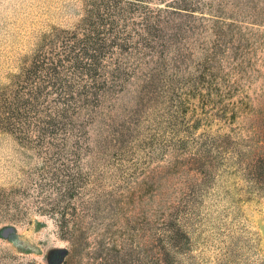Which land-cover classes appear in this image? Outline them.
<instances>
[{
	"label": "rangeland",
	"instance_id": "rangeland-1",
	"mask_svg": "<svg viewBox=\"0 0 264 264\" xmlns=\"http://www.w3.org/2000/svg\"><path fill=\"white\" fill-rule=\"evenodd\" d=\"M85 2L0 0V88ZM166 2L117 3L151 8L152 27L123 32L67 143L0 130V191L21 209L0 215V261L158 264L164 247L174 264H264V187L243 170L264 144V0Z\"/></svg>",
	"mask_w": 264,
	"mask_h": 264
},
{
	"label": "trees",
	"instance_id": "trees-1",
	"mask_svg": "<svg viewBox=\"0 0 264 264\" xmlns=\"http://www.w3.org/2000/svg\"><path fill=\"white\" fill-rule=\"evenodd\" d=\"M151 1L86 0L84 17L74 28H57L42 35L31 59L0 88V130L39 150H49L57 141L67 143L65 119L72 112L79 113L104 88L112 76L106 70L112 50L126 44L123 32L128 33L134 24L143 32L152 27L147 16L151 8L134 13L117 3L146 5ZM170 1L176 5L166 2V8L193 11ZM250 149L243 170L250 181L264 187V144ZM11 210L20 212V204L9 191H0V215ZM163 249L156 253L157 263L174 264ZM0 264L11 263L1 260Z\"/></svg>",
	"mask_w": 264,
	"mask_h": 264
}]
</instances>
